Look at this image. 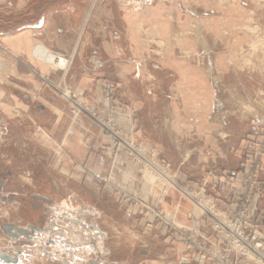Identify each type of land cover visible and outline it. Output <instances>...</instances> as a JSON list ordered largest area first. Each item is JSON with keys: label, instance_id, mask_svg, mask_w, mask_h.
Returning <instances> with one entry per match:
<instances>
[{"label": "rangeland", "instance_id": "rangeland-1", "mask_svg": "<svg viewBox=\"0 0 264 264\" xmlns=\"http://www.w3.org/2000/svg\"><path fill=\"white\" fill-rule=\"evenodd\" d=\"M152 1L151 6H163L161 32L149 12L141 34L131 41L137 48H122L120 66L104 60L100 69L105 76L119 79L124 89L129 87L135 103L122 100L116 84L104 79L100 97L76 96L71 71L76 67L90 74L93 66L75 64L78 51L73 48L40 50L52 71L41 78L43 82L61 96L71 114L87 115L108 138L107 154L101 150L103 167L95 163L92 170L85 162L78 170L74 166L79 165L64 161L75 165L61 171L65 163L42 139L40 128L49 119L36 107L40 103L19 96L21 106L10 111L9 99L2 98L0 238L7 240L5 245L0 241V257L25 249L32 255L31 263L38 264L41 250L37 246L47 218L63 212L73 216L68 211L79 206L81 199L87 201V209L95 205L91 202L94 192L83 185L86 180H98L99 198L113 199L109 211L119 224L113 227L101 218L102 200L96 203L97 214H92L104 234L98 239L90 226L67 224L68 229H63L56 224L53 232L67 235L63 242L69 246L66 264H89V258H107L110 264L120 261L123 250L112 246L125 242L120 239L128 218L126 228L130 227L135 248L154 249L160 253L161 264H189L193 258L217 264L214 255L224 251L231 233L223 229L224 220L240 219L241 227L264 243L260 209L264 198V0ZM61 56L67 64L58 59ZM99 104L102 113L95 109ZM120 117L126 118V129ZM145 137L150 141L147 145L142 142ZM127 182L135 183L131 190ZM250 183L258 189L250 188ZM243 197L247 202L243 203ZM172 221L179 227H170L167 222ZM198 222L207 223V234L200 235ZM6 227L19 236H8ZM76 232L81 234L79 242L73 236ZM90 238L97 244L95 251ZM59 248L51 264H60L58 256L65 252ZM226 259L228 264H258L233 252H226Z\"/></svg>", "mask_w": 264, "mask_h": 264}, {"label": "crops", "instance_id": "crops-1", "mask_svg": "<svg viewBox=\"0 0 264 264\" xmlns=\"http://www.w3.org/2000/svg\"><path fill=\"white\" fill-rule=\"evenodd\" d=\"M151 2L153 1L0 0V103L2 98L5 100L8 98L10 111H15L21 106L19 96L25 97L27 100L30 97L31 101L35 99L40 103L36 107L40 110L41 115H46L49 119L48 123L42 124L40 128L43 141L54 147V153L59 162L68 161L79 165H67L64 162L65 168L63 167L61 171L70 170L73 166L80 170L81 165L85 162L90 163L92 170H94L92 167L95 163L98 164L97 168H99V165L103 167L105 160L101 150H105L106 155L110 144L108 138L91 118L81 113L71 114L61 96L53 92L43 82L41 78L50 76L52 71L46 65L51 64V62L42 59L40 50L47 48L56 52L73 48L78 51L75 64L90 63L93 66L90 74L80 73V70L77 71L76 67L71 71V90L76 96L94 98V100L100 97V84L104 79L109 83L116 84L118 87L117 94L122 97V100L125 99V102L130 103L132 100L135 103L129 87L124 89L123 83L120 84L119 79H115L114 76H105L100 72V69L104 64V60L111 65L120 66L122 64L120 63L122 48L128 49V46L137 48L136 45L131 44V41L135 42L137 40L135 36L138 37L141 34L144 25L147 23L144 18L149 12H152V14H148V16H153V23L157 31L161 32L163 6L162 4L151 6ZM90 32L92 33L91 40H89ZM97 34L106 37L99 40L94 36ZM110 34L111 38L108 36ZM101 50L104 51L105 56L101 54ZM27 65L32 69L29 70L30 67ZM118 95L115 96L120 99ZM100 107L99 104V106H95V109L101 113L104 112ZM118 119L123 120H121V126L126 129L127 125L124 122L126 118L120 117ZM145 139L147 138L145 137ZM142 142L146 145L150 143L148 139ZM97 168L96 171L98 172ZM96 181L98 182V180L83 182V185L89 187L95 194L94 199L91 200L95 205L89 207L90 213H85L86 210H89L86 208L87 201L81 199L79 206L68 211L73 216L63 212L55 217L47 218L46 226L42 228L41 245L37 246L42 251V253L41 251L37 252L39 253L36 256L37 261H39L38 264H51L53 260L55 261L56 253L59 255L60 252L59 247H63L65 256H58V262L66 264L68 261L66 252L69 246L63 243L67 235L54 233L53 231L57 228L56 224L63 225V229H68L65 228L67 224L90 226L92 227L90 233L93 234L95 239L104 235L97 226V217L92 215L97 214L98 204L96 203H100L101 200V205L104 206L103 210H105L102 211L103 217L101 218L113 227L119 224L115 222L116 217L109 211V204L113 203V199L109 196L99 198L101 196L98 193L102 190ZM133 184L135 183L127 182L130 190ZM79 185H82V183L79 182ZM152 197L155 198L154 194ZM212 203H214V200ZM260 209L264 212V198L260 200ZM125 220L126 223L122 224V230H126V232L121 233L122 237L120 239V241L125 242L115 243L112 246V249H122L124 253L120 261H114L112 264H161L158 260L160 253H157L154 249L149 251V249L135 248L133 236L130 234V227L126 228V224H130L128 222L131 220L130 218ZM197 225L202 231L200 235L208 233L209 226L207 223L198 222ZM15 229L19 228L15 227ZM6 232L12 238L19 236H16L12 230L9 232L7 229ZM19 232L21 234L31 233L26 230H20ZM73 236L78 242L81 241L79 232H76ZM6 240L4 237L0 238L3 245H5ZM157 240H154V247ZM89 244L92 250L97 249V244L92 238L89 239ZM82 248L80 249L81 252H83ZM48 249H53L56 252L47 253ZM89 250L85 249L84 252ZM4 255L5 258L0 257L2 260H0V264H34L31 263L32 255L30 257L25 249L16 248L14 253ZM151 255L154 258L150 259ZM192 260L195 264H210L202 258H193ZM192 260L188 263L194 264ZM88 262L89 264H110L107 258L105 261L103 259L98 260V258H89Z\"/></svg>", "mask_w": 264, "mask_h": 264}, {"label": "built area", "instance_id": "built-area-1", "mask_svg": "<svg viewBox=\"0 0 264 264\" xmlns=\"http://www.w3.org/2000/svg\"><path fill=\"white\" fill-rule=\"evenodd\" d=\"M62 57V56H61ZM60 61H65L67 64V60L65 58H58ZM250 188L258 187L253 183L249 184ZM243 203L247 202L246 198H242ZM168 225L179 227L175 224L174 221L167 222ZM223 229L229 228L231 233L230 235L227 233V240L224 244L222 253H215L214 257H216L217 264H228L226 259V252H233L238 257L244 258H252L257 261L258 264H264V243H262L256 233H252L251 231H246L241 227V220H224L221 224ZM229 237V239H228Z\"/></svg>", "mask_w": 264, "mask_h": 264}, {"label": "bare ground", "instance_id": "bare-ground-1", "mask_svg": "<svg viewBox=\"0 0 264 264\" xmlns=\"http://www.w3.org/2000/svg\"><path fill=\"white\" fill-rule=\"evenodd\" d=\"M201 40H204V38H203V39H201ZM211 71H212V69H211L209 72H210V73H212Z\"/></svg>", "mask_w": 264, "mask_h": 264}, {"label": "flooded vegetation", "instance_id": "flooded-vegetation-1", "mask_svg": "<svg viewBox=\"0 0 264 264\" xmlns=\"http://www.w3.org/2000/svg\"><path fill=\"white\" fill-rule=\"evenodd\" d=\"M6 230H7V227H6Z\"/></svg>", "mask_w": 264, "mask_h": 264}]
</instances>
